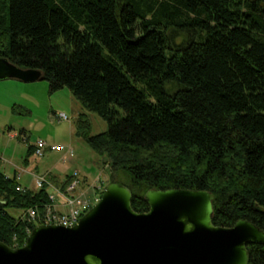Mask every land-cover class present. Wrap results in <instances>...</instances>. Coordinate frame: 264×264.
<instances>
[{"label":"trees","instance_id":"1","mask_svg":"<svg viewBox=\"0 0 264 264\" xmlns=\"http://www.w3.org/2000/svg\"><path fill=\"white\" fill-rule=\"evenodd\" d=\"M0 56L108 123L92 135L82 113L76 135L135 211L150 190L208 191L215 225L264 230V0H0ZM19 187L0 167V242L14 248L22 215L49 202L46 186ZM248 250L264 264L263 245Z\"/></svg>","mask_w":264,"mask_h":264},{"label":"water","instance_id":"2","mask_svg":"<svg viewBox=\"0 0 264 264\" xmlns=\"http://www.w3.org/2000/svg\"><path fill=\"white\" fill-rule=\"evenodd\" d=\"M5 80L34 83L43 74L0 56ZM145 199L149 210L139 213L132 191L110 183L74 227L37 225L22 247L0 242V264H249L248 245L264 246L253 222L215 225L208 191L150 190Z\"/></svg>","mask_w":264,"mask_h":264},{"label":"rangeland","instance_id":"3","mask_svg":"<svg viewBox=\"0 0 264 264\" xmlns=\"http://www.w3.org/2000/svg\"><path fill=\"white\" fill-rule=\"evenodd\" d=\"M180 38L182 32L177 33ZM89 116L91 134L108 131L109 125L99 115L88 112L77 101L68 88L52 92L49 83L41 80L24 83L18 80L0 81V160L2 171L8 177L17 176L21 187L37 188V180L46 175L49 195L66 180V175L75 171L83 178V189L93 196L88 187L98 179H104L105 186L111 182V169L89 147L86 141L76 135L80 114ZM56 114H65L70 121H61ZM38 141L50 145L70 146L74 157L63 161L65 152L46 153L43 158L28 157V148ZM28 158L29 163H26ZM100 160V161H99ZM65 190V186H62Z\"/></svg>","mask_w":264,"mask_h":264},{"label":"built area","instance_id":"4","mask_svg":"<svg viewBox=\"0 0 264 264\" xmlns=\"http://www.w3.org/2000/svg\"><path fill=\"white\" fill-rule=\"evenodd\" d=\"M61 121H70L65 114H56ZM48 151L65 152L63 161L66 162L68 157H74V149L70 146L50 145L45 141H38L34 145L33 156L43 158ZM0 167L2 161L0 160ZM47 175V174H46ZM46 175L40 176L37 180V188L41 189L46 184ZM83 176L75 171L69 175L65 190L62 186L54 188V192L49 195V202L40 211L37 207L28 209L22 218L27 221L28 235L37 225H60L67 228H72L80 219L95 206L102 197L106 186L104 179H98L88 187V190L93 189L92 197L83 189ZM18 190H25L19 187Z\"/></svg>","mask_w":264,"mask_h":264},{"label":"crops","instance_id":"5","mask_svg":"<svg viewBox=\"0 0 264 264\" xmlns=\"http://www.w3.org/2000/svg\"><path fill=\"white\" fill-rule=\"evenodd\" d=\"M52 152H53V151H48L47 153H52ZM48 173H50V174H51L52 172H51V171H49ZM48 173H47V174H48ZM67 176H69V175L67 174V175H66V177H67Z\"/></svg>","mask_w":264,"mask_h":264}]
</instances>
